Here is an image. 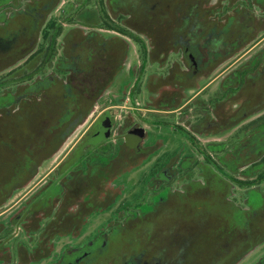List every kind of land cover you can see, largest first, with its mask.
Here are the masks:
<instances>
[{
    "label": "flooded vegetation",
    "instance_id": "1",
    "mask_svg": "<svg viewBox=\"0 0 264 264\" xmlns=\"http://www.w3.org/2000/svg\"><path fill=\"white\" fill-rule=\"evenodd\" d=\"M29 130L0 264H264V0H0V132Z\"/></svg>",
    "mask_w": 264,
    "mask_h": 264
},
{
    "label": "rangeland",
    "instance_id": "2",
    "mask_svg": "<svg viewBox=\"0 0 264 264\" xmlns=\"http://www.w3.org/2000/svg\"><path fill=\"white\" fill-rule=\"evenodd\" d=\"M148 72H149V69H147L146 73H148ZM131 81H132V75L126 71H123L118 76H116L115 82H114L111 90L115 93H119L120 91L123 90L124 85H126L127 83H130ZM0 134L4 135L6 142L8 143L9 147L13 150V152L15 154H17V155L19 154L20 158L24 155L25 150L30 151L31 148L33 146H35V143L37 142V141H35V136H33L32 130H29V133L27 136H19L18 134L13 135V132H0ZM177 135H179V134H177ZM177 135L169 133V132L166 134L165 131L162 130V128L156 129V130L154 128L153 132L149 135V139L146 142V144L152 143L153 137L162 138L164 141H166L165 143H167L165 150H164V152H165L164 154H166V153L168 154V153H171L174 151H178L181 148H183L182 150L184 151V153H186L188 150V147L184 143L185 140L183 137L180 138ZM180 146H182V147L179 149ZM147 170H148V165H147V167H144V168L142 167V169L135 172L132 177L135 178V177H138L140 175V176H143L145 178L147 175V173L145 171H147ZM142 171H143V173H142ZM20 195L21 194H17L16 198H19Z\"/></svg>",
    "mask_w": 264,
    "mask_h": 264
},
{
    "label": "trees",
    "instance_id": "3",
    "mask_svg": "<svg viewBox=\"0 0 264 264\" xmlns=\"http://www.w3.org/2000/svg\"><path fill=\"white\" fill-rule=\"evenodd\" d=\"M36 123H40V122L38 121V122H36ZM35 127H37V129L39 128V126H35ZM31 135H32V134H31ZM19 136H21V135H19ZM33 136H35V141H37V142L35 143V146H33V147L31 148V150H30V154L33 152L34 149H36L38 146L42 145V144H43L42 142H43L44 139H45L41 134L36 133L35 131L33 132ZM10 149H11V148H10ZM11 151H13V150L11 149ZM15 156H16V159H19V158H20L19 154H18V155L15 154Z\"/></svg>",
    "mask_w": 264,
    "mask_h": 264
}]
</instances>
